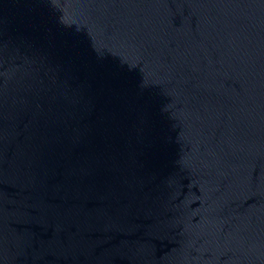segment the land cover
I'll return each instance as SVG.
<instances>
[{
	"label": "water",
	"instance_id": "obj_1",
	"mask_svg": "<svg viewBox=\"0 0 264 264\" xmlns=\"http://www.w3.org/2000/svg\"><path fill=\"white\" fill-rule=\"evenodd\" d=\"M0 264H264V0H0Z\"/></svg>",
	"mask_w": 264,
	"mask_h": 264
}]
</instances>
